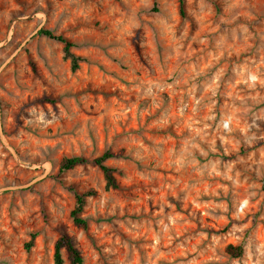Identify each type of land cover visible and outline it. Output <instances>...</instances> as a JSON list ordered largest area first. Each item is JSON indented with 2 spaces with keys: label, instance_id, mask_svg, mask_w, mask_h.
I'll return each instance as SVG.
<instances>
[{
  "label": "rangeland",
  "instance_id": "1",
  "mask_svg": "<svg viewBox=\"0 0 264 264\" xmlns=\"http://www.w3.org/2000/svg\"><path fill=\"white\" fill-rule=\"evenodd\" d=\"M63 235L84 264H264V0H0V264Z\"/></svg>",
  "mask_w": 264,
  "mask_h": 264
},
{
  "label": "trees",
  "instance_id": "2",
  "mask_svg": "<svg viewBox=\"0 0 264 264\" xmlns=\"http://www.w3.org/2000/svg\"><path fill=\"white\" fill-rule=\"evenodd\" d=\"M180 10H181V14L184 15V0H180ZM39 34L55 42L61 43L64 46L65 59L70 60L71 62V70L73 72H76L80 69L81 63L85 59L74 54L73 52V48L75 47L74 43H72L63 35H58L48 29H42L39 32ZM112 157H113L112 154L106 152L102 156L96 158L93 161V164H95L102 170L106 180V188L118 189L119 184L115 176L116 170L107 165V161L110 160ZM88 163L89 161L84 157L65 158L60 165V172L64 174L69 171H72L77 166L86 165ZM94 195H96L95 191H88L85 193L76 194L75 208L71 213V218L74 225L84 231H87L89 229V222L83 216V213L86 207L87 199ZM36 238H37L36 234H33L31 236V240L26 244L27 251H30L33 248ZM64 251H66V253L68 254V259L71 264H84V258L81 252L76 247L73 239L68 235H63L56 242L54 264H65V259L63 256ZM226 253L231 258L234 259L240 258L244 254V246L229 245L226 249Z\"/></svg>",
  "mask_w": 264,
  "mask_h": 264
}]
</instances>
